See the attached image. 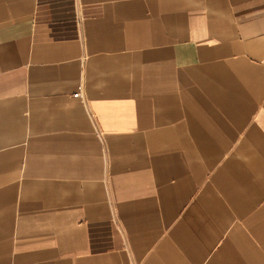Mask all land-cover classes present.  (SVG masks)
Wrapping results in <instances>:
<instances>
[{
    "label": "crops",
    "instance_id": "0c3cea01",
    "mask_svg": "<svg viewBox=\"0 0 264 264\" xmlns=\"http://www.w3.org/2000/svg\"><path fill=\"white\" fill-rule=\"evenodd\" d=\"M0 264H264V0H0Z\"/></svg>",
    "mask_w": 264,
    "mask_h": 264
},
{
    "label": "built area",
    "instance_id": "2783aa9c",
    "mask_svg": "<svg viewBox=\"0 0 264 264\" xmlns=\"http://www.w3.org/2000/svg\"><path fill=\"white\" fill-rule=\"evenodd\" d=\"M79 95H80V93H79V92H77V93H75V94H74V96H79Z\"/></svg>",
    "mask_w": 264,
    "mask_h": 264
}]
</instances>
